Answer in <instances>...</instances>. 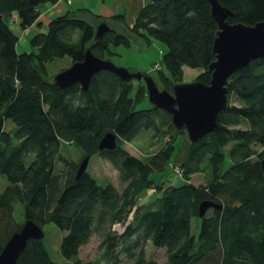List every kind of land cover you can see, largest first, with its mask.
<instances>
[{
  "label": "trees",
  "instance_id": "1",
  "mask_svg": "<svg viewBox=\"0 0 264 264\" xmlns=\"http://www.w3.org/2000/svg\"><path fill=\"white\" fill-rule=\"evenodd\" d=\"M58 1L0 0V177L9 183L0 193V251L31 219L40 227L52 222L66 232L60 252L67 261H51L42 239H29L16 264H93L81 261L78 253L94 233L101 238L107 264H119L120 251L129 264H158L146 258L148 242L165 248V264H264V57L229 76L227 105L217 115L216 130L190 142L185 160L172 168L179 169L184 181L156 182L150 176L167 171L175 138L185 133L172 125L169 113L152 106L134 109L133 83L105 70L92 76L87 90L78 83L58 88L46 63L68 56L72 64L82 60L86 47L106 58L113 53L110 46L130 45L133 36L166 45L159 69L163 88L172 90L177 79L171 81L166 72L176 77L181 64L201 67L196 79L208 83L218 30L208 0H149L131 27L124 14L110 16L122 23L116 28L86 9L67 10L46 24L39 21L43 6ZM218 2L232 11L227 17L231 24L264 20V0ZM102 20L112 28L95 40L94 24ZM15 23L22 30L35 25L28 52L17 50ZM144 88L137 86V101L144 99ZM7 119L15 124L13 131L4 130ZM243 119L247 128H237ZM150 128L169 138L143 161L123 145ZM108 131L116 134V146L99 150L98 142ZM61 142L80 147L83 157L97 154L107 160L124 184L122 190L111 183L99 185L87 170L76 179L78 164L60 155ZM226 155L229 163L224 165ZM199 172L205 173L206 183L194 185L191 176ZM147 189H155L156 197L138 203ZM203 200L221 207L200 217ZM18 202L23 204V222L14 215ZM192 218L200 221L197 235L191 230ZM117 223L123 225L122 233L113 230Z\"/></svg>",
  "mask_w": 264,
  "mask_h": 264
},
{
  "label": "water",
  "instance_id": "2",
  "mask_svg": "<svg viewBox=\"0 0 264 264\" xmlns=\"http://www.w3.org/2000/svg\"><path fill=\"white\" fill-rule=\"evenodd\" d=\"M212 17L218 24L212 50L215 59L208 66V83L194 80L189 83H175L172 90L160 89L154 78L141 71H130L113 63L110 59L96 56L90 47L83 51L82 60L73 62L52 77V83L64 89L78 83L87 90L92 76L105 70L115 74L123 82L142 81L147 99L154 108L169 113L172 125L184 130L189 141L195 142L217 128V115L227 105V80L235 71L245 67L250 61L264 57V20L253 25L231 24L227 17L232 11L222 6L218 0H208ZM94 39L112 28L107 21L94 24ZM116 146V134L108 131L98 142V149H113ZM89 155L82 158L76 171V179L85 172ZM264 175V158L260 160ZM221 204L203 200L198 205V215L202 217L209 208H220ZM128 222H126L127 224ZM42 227L33 220H25L20 229L14 232L0 251V264H16L29 239H42Z\"/></svg>",
  "mask_w": 264,
  "mask_h": 264
},
{
  "label": "rangeland",
  "instance_id": "3",
  "mask_svg": "<svg viewBox=\"0 0 264 264\" xmlns=\"http://www.w3.org/2000/svg\"><path fill=\"white\" fill-rule=\"evenodd\" d=\"M101 9H105L106 19L107 21L114 24L116 28H121L122 23L117 22L108 17V10H112L111 6H105L103 4L100 5ZM35 27V26H34ZM14 28L16 29L17 34L19 35V40L17 43V50L19 52L25 51L28 52L31 50V46L29 44V37L31 35L30 29H20L17 27V23L14 24ZM43 28V27H42ZM39 28L38 30H43ZM34 29V28H33ZM36 31V30H35ZM127 33V32H126ZM130 42V45L119 44L110 46V49L113 51L112 54H107L106 59H110L113 63L118 66L125 67L130 71H141L145 74H148L154 78L158 87L160 89L163 88V83L160 78L159 70L157 66L159 65L161 59L162 51L166 50V45L156 39L151 40V42L146 43L143 39L139 37H133ZM71 65V60L68 56H63L59 58H55L52 61L46 63V69L49 77H53L56 73L61 70L69 67ZM162 70L165 72L166 70L162 67ZM201 67H192L187 64H181L179 74L174 77L170 74L166 75L170 78L171 81L177 79L176 83H189L196 79L198 74L201 72ZM133 86L130 92V96L133 99V107L134 109H144L149 108L151 105L147 99V95L145 94L144 99L137 101L136 97V88L139 85L144 86L142 81L133 80ZM145 89V88H144ZM146 93V92H145ZM232 102L237 103L236 99L232 97ZM167 119V116L164 115ZM165 126V125H164ZM247 123L245 120H241L240 124L236 125L237 128L246 129ZM16 128L15 124L7 119L4 122V130L13 131ZM164 128V127H162ZM178 130V129H177ZM169 138V134L161 132V134H156L153 129H142L138 136L131 142H125L123 147L132 155L140 158L143 161L148 160L153 154H155L161 147L164 145L165 141ZM187 140L186 133H178L175 138V143H179L176 146V151L172 154L169 160V168L167 172L169 173L168 178L165 176L162 178V174H154L150 177L153 178L156 182H161V180L168 179L172 180L173 184H180L184 181L182 177L177 176V172L174 171L175 164L181 160V155L183 153V149L185 148L184 142ZM189 140H187V144ZM230 145L225 147V151L229 149ZM60 155L68 162H74L79 164L83 158L84 152L83 150L76 146L73 143L61 142L60 144ZM229 163V158L226 155L225 164ZM62 168V163L59 165ZM174 167V168H173ZM173 168V169H172ZM86 170L92 174V176L96 179L97 183L101 186L107 185L108 183L113 184L119 191L122 190L124 184H122L118 179V173L116 169L104 158L98 156L97 154H93L90 156L88 165ZM168 175V174H167ZM170 178V179H169ZM206 178L204 172H199L193 174L191 176L190 182L194 185L205 184ZM154 181V182H155ZM8 181L5 176L0 177V193L4 190V188L8 185ZM156 197L155 189H147L145 192L138 198V203L143 204L150 202V200ZM210 213L211 210H208ZM14 215L16 220L19 222L24 221L23 217V204L21 202L16 203ZM131 216H129V220ZM200 221L197 218H192L191 220V230L194 234H198ZM44 236L42 241L44 246L48 252L49 258L51 261L58 263H65L67 260L62 256L60 252V242L62 237L65 235V231L60 230L54 223L47 222L42 227ZM113 230L117 233L123 232V225L117 223L113 226ZM100 236L97 233L92 234L89 241L82 245L79 249L78 257L83 262H91L93 264H107V260L104 254V250L99 247ZM121 247L118 245L117 250ZM146 258L157 261L158 264L166 263V252L165 248L155 247L150 242L147 243L146 248ZM118 256L120 259L119 264H129L130 261L127 259L125 254L120 251L118 252Z\"/></svg>",
  "mask_w": 264,
  "mask_h": 264
},
{
  "label": "crops",
  "instance_id": "4",
  "mask_svg": "<svg viewBox=\"0 0 264 264\" xmlns=\"http://www.w3.org/2000/svg\"><path fill=\"white\" fill-rule=\"evenodd\" d=\"M149 0H114L109 1V0H59L55 4H46L43 6L42 13L40 15L39 21H42L43 24H46V22L53 16L62 14L67 10H77V9H86L87 11L91 13H98L106 17V11L104 9L100 8V5L103 4L105 6H111L112 10H108L109 12L108 17L113 15V14H124L125 16V21L128 24V26H132L135 21V17L139 10L145 5ZM82 10H78L77 13H81ZM84 11V10H83ZM84 16L90 18L88 15H86L84 12H82ZM16 16L14 15V19L16 20ZM35 25H32L31 27L27 28L28 30L30 29L31 32H33V28ZM187 140L188 137H187ZM184 142L185 148L183 149V153L181 155V160L178 163H182L187 155L189 144ZM190 142V141H189ZM188 142V143H189ZM177 143V142H176ZM179 143H177L178 145ZM168 172H164L163 177H167ZM178 176V175H177ZM172 183V180H170Z\"/></svg>",
  "mask_w": 264,
  "mask_h": 264
},
{
  "label": "built area",
  "instance_id": "5",
  "mask_svg": "<svg viewBox=\"0 0 264 264\" xmlns=\"http://www.w3.org/2000/svg\"><path fill=\"white\" fill-rule=\"evenodd\" d=\"M68 1H70V0H68ZM109 1H114V0H109ZM157 68H158V70L161 68V64H160V62H159V65L157 66ZM176 172H179V169L178 168H176Z\"/></svg>",
  "mask_w": 264,
  "mask_h": 264
}]
</instances>
